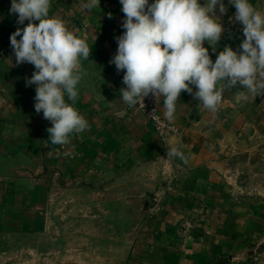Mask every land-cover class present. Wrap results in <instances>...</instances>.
<instances>
[{"label": "crops", "instance_id": "crops-1", "mask_svg": "<svg viewBox=\"0 0 264 264\" xmlns=\"http://www.w3.org/2000/svg\"><path fill=\"white\" fill-rule=\"evenodd\" d=\"M81 3L51 0L49 16L64 20L92 49L85 62L92 72L78 86L74 103L90 130L74 135L69 145L53 146L47 132L52 125L34 108L35 85L26 86L34 66L16 65L10 46L11 34L28 21L17 25L16 15L9 14L11 0H0V234L41 238L53 225L57 243L72 248L108 240L102 228L84 226L80 219L55 227L51 203L70 194L117 204L118 215L130 218V227L117 232L121 257L111 264H211L223 257L231 264H264V193L247 188L243 176L264 167V97L238 104L225 92L221 110L212 114L182 91L170 123L178 132L162 138L136 107L120 100L124 72L109 61L117 52L115 37L125 31L122 5L100 0L88 12ZM224 3L226 15L216 9L225 29L216 53L204 43L213 62L225 46L237 50L245 38L242 25L229 20L235 7ZM250 3L264 11V0ZM156 105L164 118L163 98ZM168 147L180 148L188 163L162 160ZM159 164L161 183L147 209L141 198L150 193ZM106 211L101 215H110ZM83 213L74 210L71 216ZM67 262L97 264L79 254L56 263Z\"/></svg>", "mask_w": 264, "mask_h": 264}, {"label": "clouds", "instance_id": "clouds-1", "mask_svg": "<svg viewBox=\"0 0 264 264\" xmlns=\"http://www.w3.org/2000/svg\"><path fill=\"white\" fill-rule=\"evenodd\" d=\"M119 2L125 31L115 37L118 48L109 63L117 73L124 72L120 100L129 108L144 106L150 95L156 101L163 98L164 119L171 123L182 91L212 114L221 110L225 92L232 93L238 104L264 97V11L250 0H228L236 9L229 20L242 25L245 38L237 50L225 46L214 62L204 43L216 53L225 31L220 16L228 12L224 0H204L203 4L200 0ZM50 7L51 0H11L9 14L16 15L17 25L28 23L11 34L10 46L16 65L34 66L26 86L35 85V111L42 112L52 125L47 129L48 141L66 146L74 135L90 130L74 103L80 94L78 86L92 72L91 65L85 67L92 49L86 37L70 30L64 20L50 17ZM80 7L90 12L100 7V0H82ZM108 16L112 18L111 13ZM166 157L161 159L188 163L178 147H168Z\"/></svg>", "mask_w": 264, "mask_h": 264}, {"label": "rangeland", "instance_id": "rangeland-1", "mask_svg": "<svg viewBox=\"0 0 264 264\" xmlns=\"http://www.w3.org/2000/svg\"><path fill=\"white\" fill-rule=\"evenodd\" d=\"M258 166L253 174L251 173V177L243 176L248 179L247 188L254 192L264 193V167ZM106 209L109 210L110 215L102 216L101 211L107 212ZM74 210H83L84 213L81 217H72L71 213ZM119 211L117 204L100 205L99 200H79L73 195L66 194L55 203H51L50 215L55 227H59L61 222L70 223L72 220L80 219L84 226L87 223L92 225L94 229L102 228L105 231L104 236L109 239L103 242L100 238H95V240L87 242L90 244L88 248L76 249L69 245L57 243L54 239L53 225H51V232L46 233L41 238L0 234V264H57V261L70 258V256L73 257L75 254L82 255L83 258L85 257L97 264L101 262L111 264L113 261L117 263L121 257V251L116 247L117 243L114 240L117 232L122 231L124 227L127 230L131 225L130 218L127 216L123 219L118 215ZM57 212L58 214L62 213V218L57 215ZM85 220L89 221L86 222ZM106 230L109 232L107 233ZM89 235L87 239L90 238Z\"/></svg>", "mask_w": 264, "mask_h": 264}, {"label": "built area", "instance_id": "built-area-1", "mask_svg": "<svg viewBox=\"0 0 264 264\" xmlns=\"http://www.w3.org/2000/svg\"><path fill=\"white\" fill-rule=\"evenodd\" d=\"M156 100L151 95L146 97L144 100V106L137 105L135 106L142 115L154 126L157 134L162 138H167L173 134L178 132V129L167 122L162 116L160 115Z\"/></svg>", "mask_w": 264, "mask_h": 264}, {"label": "water", "instance_id": "water-1", "mask_svg": "<svg viewBox=\"0 0 264 264\" xmlns=\"http://www.w3.org/2000/svg\"><path fill=\"white\" fill-rule=\"evenodd\" d=\"M43 121L38 124V126L42 125ZM162 179V166L161 164L158 165V169L154 172L152 179H151V184L149 185L150 188V193L147 196L142 197L145 202H147V209L153 206L154 204V195L159 189L160 183ZM62 264H77V263H72V262H67V263H62ZM211 264H231V258L230 257H223L220 258L219 260L212 262Z\"/></svg>", "mask_w": 264, "mask_h": 264}]
</instances>
